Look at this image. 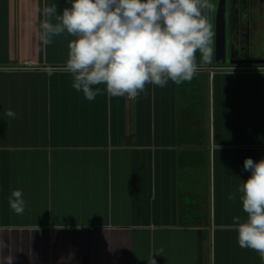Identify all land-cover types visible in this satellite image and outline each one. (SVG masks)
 I'll return each instance as SVG.
<instances>
[{
  "label": "crops",
  "instance_id": "crops-1",
  "mask_svg": "<svg viewBox=\"0 0 264 264\" xmlns=\"http://www.w3.org/2000/svg\"><path fill=\"white\" fill-rule=\"evenodd\" d=\"M54 3L71 6L0 0V264H148L154 253L156 264H261L233 217L245 218V158H264V67L222 64L212 43L191 82L88 101L64 68L74 37L39 41ZM14 189L23 215L9 208Z\"/></svg>",
  "mask_w": 264,
  "mask_h": 264
},
{
  "label": "clouds",
  "instance_id": "clouds-1",
  "mask_svg": "<svg viewBox=\"0 0 264 264\" xmlns=\"http://www.w3.org/2000/svg\"><path fill=\"white\" fill-rule=\"evenodd\" d=\"M213 8L210 0H71L58 13L54 3L42 10L39 41L49 46L55 36L74 37L64 68L88 101L102 92L135 100L147 95L149 84L191 82L211 62L214 33L205 13ZM4 115L17 116L11 108ZM243 170L250 175L237 192L245 218L234 216L233 226L239 247L258 253L264 264V158H245ZM228 199L235 203L237 194ZM8 204L12 213L23 215L22 190H12ZM154 254L148 264H156Z\"/></svg>",
  "mask_w": 264,
  "mask_h": 264
},
{
  "label": "flooded vegetation",
  "instance_id": "flooded-vegetation-1",
  "mask_svg": "<svg viewBox=\"0 0 264 264\" xmlns=\"http://www.w3.org/2000/svg\"><path fill=\"white\" fill-rule=\"evenodd\" d=\"M257 9L261 14L260 20L253 25L244 27L242 22L250 17L252 10ZM232 18L229 23L228 51L223 57L222 64L234 68H261L264 67V0L259 2L235 4L231 6ZM247 12V13H246ZM261 19L263 21H261ZM234 32L238 34L234 35ZM259 59L255 63H227L225 59ZM222 58L218 57L220 61Z\"/></svg>",
  "mask_w": 264,
  "mask_h": 264
},
{
  "label": "water",
  "instance_id": "water-1",
  "mask_svg": "<svg viewBox=\"0 0 264 264\" xmlns=\"http://www.w3.org/2000/svg\"><path fill=\"white\" fill-rule=\"evenodd\" d=\"M213 48L215 57H221L219 61H224L223 57L228 51V36L230 35L229 23L232 18L231 6L241 4L242 2L251 3L259 2V0H213ZM227 63H255L260 62L259 59H225Z\"/></svg>",
  "mask_w": 264,
  "mask_h": 264
},
{
  "label": "rangeland",
  "instance_id": "rangeland-1",
  "mask_svg": "<svg viewBox=\"0 0 264 264\" xmlns=\"http://www.w3.org/2000/svg\"><path fill=\"white\" fill-rule=\"evenodd\" d=\"M210 155H211V153H210ZM209 175L211 176V171H210ZM210 182H211V185H212V179H211V177H210Z\"/></svg>",
  "mask_w": 264,
  "mask_h": 264
}]
</instances>
